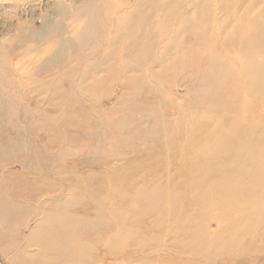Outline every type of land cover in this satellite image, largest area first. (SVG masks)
<instances>
[{
	"label": "rangeland",
	"instance_id": "obj_1",
	"mask_svg": "<svg viewBox=\"0 0 264 264\" xmlns=\"http://www.w3.org/2000/svg\"><path fill=\"white\" fill-rule=\"evenodd\" d=\"M133 1L101 0L98 10L97 27L101 28L97 34L98 44L96 47L93 46L94 49H88V43L93 39L88 38L87 43L80 40L74 55L82 61L81 65L76 69L78 71L75 70L73 79L64 81L65 92L59 98L52 95L53 88L37 89L38 86L30 85L29 80L22 77L23 71H17L19 68L17 63L26 53L21 45L23 40H18L14 44L13 35L21 24L30 28L27 34L30 30H43V27L51 25L58 17L55 13L57 7L61 6L65 11H70L77 5L78 0H0V80L3 89L15 101L4 102L0 107L6 113L4 114L7 121L10 122L15 117V120L21 123L20 126L16 124L18 130L0 124V134L4 132L3 138H11L21 133L25 136L24 139L27 140L31 152L34 155L39 154V159L36 158L38 163L41 158H46L48 155V162L44 167L51 171L65 166L78 173L86 172L101 162L98 156L100 152L108 157L113 156V168L126 167L121 174L122 184L126 183L127 188L136 184L149 185L154 182L151 181L152 177L143 178L137 173V167L163 168L166 174H170L167 178L179 182L173 191L189 194L187 176L192 174L198 176L202 167L201 161L197 159H194L193 163L185 161L190 155L187 148L190 146L193 129L201 127V132L210 133L208 130H211L216 123L227 122L228 125L232 121L237 124H249L251 119L259 120V117L264 116V81H259V76L262 74L258 66L260 59H255V54L247 43L250 31L255 29L251 26L252 21H257L256 30H264V0H242V5L239 6L240 17L232 16L228 19L219 17L215 12L217 0H210L209 8L212 9L213 16L208 18L204 17L207 11L204 5L191 6L192 0H182L184 10L188 9L195 13L189 27L178 28L177 20L171 24L169 33L163 34L165 20L162 19L158 23L151 22L160 33L156 37H145L146 40L141 43L143 45L148 41L149 44L153 43L154 38L156 42L150 52L144 50L140 55L129 52L130 55L126 57H121L125 56L122 53L113 56V53L111 54L107 49L113 44L115 31L113 29L118 25L121 26L123 21L131 16V13L126 11V6H131ZM147 1L149 6L145 10L150 12L151 17H160L158 13L162 10L156 11L155 7H151V3L164 0ZM69 23L70 20L66 19L64 26L69 27ZM182 30L184 32H180ZM66 36L71 35L66 33ZM27 38L24 44L26 50L36 43ZM141 38L138 37L140 40ZM102 52L110 54L109 68L104 67L105 71L86 77L85 69L88 64L97 62L90 57ZM120 69H133V71H126L117 79ZM99 78L101 82H98ZM68 85L69 90H67ZM259 87L262 88V93ZM75 90L78 95H72ZM86 126H90L91 130ZM239 133L230 132L229 139L223 143L231 145L233 140H238ZM58 138H66L71 144V149L66 153L69 158L62 164L55 163L56 154L48 146L49 142L54 143ZM154 148H160L161 151L153 156L149 155ZM206 148L202 152H210L214 155H220V151L222 154L230 152L228 158L225 156L217 158L214 171L211 167L205 168L206 172L212 175L218 173L231 175L232 163L230 164L229 160L235 154L234 150L239 147L232 146L226 151V147H222L220 143L219 146L209 145ZM255 148L264 152L261 146L255 145ZM157 157L169 161L171 166L164 167L155 163ZM9 158L7 153L0 155V159L6 161L3 163H10L11 161H7ZM180 158L183 164H178ZM180 165L181 170L176 173ZM17 169H21L18 161L7 166L0 164V176L8 170L18 171ZM236 175L240 176L238 172ZM0 187L4 186L0 185ZM114 198L113 204L115 202L124 204L122 211L118 210L117 214L130 212L128 222L141 226L151 221L145 218L140 219L141 222L138 220L139 213L145 208L143 199L135 200L129 197L131 200L126 204L128 197L120 196L119 200ZM225 200L231 206L240 202L243 204L245 201L235 195L226 196ZM132 202L137 203L131 204ZM190 202L191 200L179 201L178 206L181 209L178 211L179 220H183L189 214L187 212L191 209ZM136 212V216H131V213ZM258 212L259 210L255 213L246 210L244 213L249 221L254 219ZM111 214V212L106 213L108 218H112ZM115 215L116 208L113 209V231L101 244V247H105L109 239H112L113 243L118 245L115 253L113 252V264H125L126 254L121 247L128 248L127 254L132 257L139 252H150L149 248L157 249L154 255L160 256L163 248L170 247L174 241L176 228H155L156 234L155 231L150 230L133 232L121 227L114 220ZM239 215L234 214L232 209L224 211L222 220L224 225L209 232L210 236H229L223 244H219V247L229 254L222 255L215 262L205 264H241L242 261L251 262L252 257L257 253H264V238L258 236L259 233H264V225H255L256 229L250 233H247L248 228L246 229L244 220L231 230L226 228L228 218ZM208 218L217 220L211 215ZM38 219L39 217L35 216L29 226L34 227ZM24 230L25 228L20 230L22 237L28 235L27 229ZM181 233L182 231L179 234ZM13 240L14 238L8 235L2 236L0 264H19L14 258L18 248L9 247ZM139 246L141 247L136 248ZM213 246L215 248H209V255L218 248L217 245ZM154 250H151V253ZM28 252L39 255L36 246L29 247ZM261 258L263 260L257 258V263H264V254Z\"/></svg>",
	"mask_w": 264,
	"mask_h": 264
},
{
	"label": "bare ground",
	"instance_id": "obj_2",
	"mask_svg": "<svg viewBox=\"0 0 264 264\" xmlns=\"http://www.w3.org/2000/svg\"><path fill=\"white\" fill-rule=\"evenodd\" d=\"M134 1L131 6H126V11H129L131 16L123 21L122 27L118 25L119 27L116 26L113 29V31L115 30L113 44L107 47L113 56L118 53L125 55L121 57L129 56L130 53L140 55L144 50L150 52L156 42H154V38L153 43L149 44V41L144 45L141 43L146 40L145 37L159 35L160 31L152 23H158L164 19V34L169 33L171 24L177 20L178 28L189 27L191 18L195 16V13L188 9L184 10L183 4H181L182 0L151 3V7H155L156 11L162 10L158 13L160 17H151L150 12L145 10L149 6L147 0ZM100 2L101 0H78L77 5L70 11H65L63 7L59 6L55 10L58 17L53 23L43 27V30L40 31L30 30V35L27 34L30 29L28 26L21 24L17 27L16 34L13 35L14 44L18 40H23L21 45L26 53L17 63L19 66L17 71L24 72L22 77L29 80L30 85L38 86L37 89L53 88L52 95L59 98L63 95L62 93L65 92L64 81L74 78L78 71L76 69L82 62L74 55L80 40L87 43L88 38L93 39L88 43V49H94L98 44L97 34L101 30L97 27ZM209 2L210 0H192L191 6L201 7L204 5L207 8L204 17L208 18L213 16ZM217 2L215 12L219 17L222 16L226 19L232 16L240 17L239 6L242 5V0H231V2L217 0ZM66 19L70 20L69 27L64 26ZM256 23L257 21L251 22V26L255 29L250 31L247 43L252 48L255 59H260L258 66L262 74L259 76V81L262 82L264 81V41H262L264 30H256ZM180 32H184V30ZM66 33H70L71 36H66ZM83 35L84 37H82ZM137 36L142 37L141 40ZM27 37L36 41L32 47L28 48L29 51L24 47L28 40ZM109 55V53L102 52L90 57V59H96L97 62L88 64L85 76L90 77L92 74L105 71L104 67L109 68ZM87 56L89 57V55ZM99 56L100 58H98ZM148 59L150 60V57ZM115 64L113 58V65ZM126 71H133V69H120L117 79ZM105 77L112 78V76ZM36 80L38 82H35ZM100 80L101 78L98 82H101ZM69 88L68 85L67 90ZM259 91L262 93L261 87H259ZM73 94L78 95L79 93L75 90L72 92ZM4 102L15 101L3 89L0 80V106ZM4 113L0 107V124L18 130L16 124L20 126V121L15 120L14 117L9 122L6 120V113ZM86 127L91 130L90 126ZM201 131V127L193 129L189 141L190 146L187 148L190 155L185 161L193 163L194 159H197L201 161L200 165H202L201 173L198 176L193 174L187 176L189 194L173 191L179 182L167 178L170 174H166L163 168L137 167V173L141 174L143 178L152 177L151 181L154 182L149 185L136 184L127 188L126 183L122 184L121 174L126 167L118 169L116 166L113 168V156L108 157L100 152H98V156L101 162L86 172L78 173L65 166L51 171L44 167V164L47 165L48 155L46 158H41L38 163L36 158L39 159V154L35 153L34 155L31 152L27 146V140L24 139L25 136L19 133L17 137L11 136L13 138L11 140L9 137L3 138V132L2 135L0 134V155L9 154L10 158L7 161L11 162L3 163L6 162L5 159H0V164L7 166L18 161L21 169H17L18 171L8 170L0 176V185L5 187H0V240L4 235L14 238L9 247L18 248L14 258L19 264H113V252L115 253V248L118 245L114 244L112 239H109V243L105 247H101V244L104 238L109 237L113 231V209L116 208L114 220L124 229L133 232H144V230L153 232L155 228H176L174 241L170 247L163 248L160 256L154 255L157 249L149 248L150 252H139L138 255L132 257L127 254L129 253L128 248L121 247L126 254L125 264H205L215 262L222 255L229 254V252H225V249L219 247V244H223L229 236H210L211 234H209L210 231L224 225L222 221L224 211L232 209L234 214H240L228 218L226 221L228 230L235 228L242 220L246 221L247 233L255 230V225H264V152L255 148V145L264 148V116L259 117V120L251 119L249 124H237L232 121L228 125L227 122L216 123L211 130H208L210 133ZM230 132L232 134L240 132L239 137L238 140H233L231 145H226L223 142L229 139ZM228 142L230 141L228 140ZM220 143L222 147H226V151L232 146L239 147L234 150L235 154L232 153L233 156L229 160L230 164L232 163L231 175H225V173L212 175L206 172L205 168L212 167L213 171L215 170V163L219 156L228 158L230 155V152L222 154V151H220V155L202 152L207 149V146H219ZM48 146L56 154L55 163L62 164L69 158L66 154L71 149L68 139L58 138L54 143L50 144L49 142ZM159 151H161L160 148H154L149 155L153 156ZM155 163L162 164L164 167L171 166L169 161L161 160L158 157ZM178 164H183L181 158ZM206 165L207 167H205ZM179 170H181V165L176 169V173ZM237 172L240 176L236 175ZM232 195L245 199L244 203L240 202L231 206L225 199L226 196ZM120 196L128 197L126 204L131 200L129 197L135 198V200L143 199L145 208L139 213L138 220L141 222L145 218L151 221L138 226L136 223L132 224L127 221L130 218V212L117 214L118 210L122 211L124 204L121 202L113 204V198L119 200ZM182 200H191V209L183 220H179L177 218L178 211L181 209L178 205ZM136 203L132 202L131 204ZM246 210L253 211V213L259 210V212L255 214L254 219L248 221L247 215L244 213ZM107 212L112 213V218L107 217ZM132 215L136 216L137 212L131 213ZM209 215L217 220L208 218ZM35 216H38L39 219L34 227H30L29 224ZM22 228L27 229L28 235L20 236ZM181 231L182 233L179 234ZM156 233L157 231H155ZM258 236L263 239L264 233H259ZM213 245H217L218 248L209 255V248H215ZM32 246L38 248L37 254L39 255L28 252V248ZM151 250L154 251L151 253ZM3 251L5 252L4 249ZM263 254L257 253L252 257L254 260L252 259L251 262L242 261L241 264H264L257 263V258L263 260L261 258Z\"/></svg>",
	"mask_w": 264,
	"mask_h": 264
}]
</instances>
